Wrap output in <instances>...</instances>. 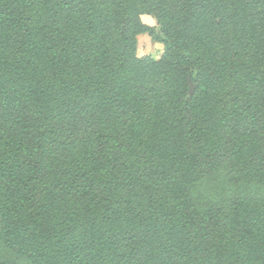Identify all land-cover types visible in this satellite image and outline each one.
Returning <instances> with one entry per match:
<instances>
[{
    "label": "trees",
    "instance_id": "trees-1",
    "mask_svg": "<svg viewBox=\"0 0 264 264\" xmlns=\"http://www.w3.org/2000/svg\"><path fill=\"white\" fill-rule=\"evenodd\" d=\"M138 2L43 0L47 46L93 38L84 68L23 66L33 1L0 0V264H264V204L205 196L264 190V0ZM143 15L159 60L137 57Z\"/></svg>",
    "mask_w": 264,
    "mask_h": 264
},
{
    "label": "rangeland",
    "instance_id": "rangeland-1",
    "mask_svg": "<svg viewBox=\"0 0 264 264\" xmlns=\"http://www.w3.org/2000/svg\"><path fill=\"white\" fill-rule=\"evenodd\" d=\"M33 1V7H32V16L31 20L33 22V32L31 37V45L28 49L27 54L23 56L21 59L23 66H27L30 63L39 64L42 66L44 64V61L47 60L49 62L53 61L54 59H59L63 51L64 53L68 54L69 56V62H72L73 65L76 66H83L84 68H90L91 63L94 60V51H93V38L85 37L81 39L79 42L76 41H63L58 40L56 46H47L46 42L43 39V20H42V13H41V7L43 0H32ZM110 0H108L109 2ZM123 2L128 3L132 10H137V14H141L144 10L142 5L138 2V0H122ZM73 8H70L68 6L62 7L61 5H57L54 14H52L53 19L57 20V27L59 29V34L66 38L67 34H69L70 31H76L78 29L75 19V12L73 11ZM134 12V11H133ZM89 14V13H88ZM86 14V15H88ZM85 15V16H86ZM70 18L71 22L69 23L67 19ZM82 19V18H81ZM142 20V19H141ZM88 18L85 17L83 19V22L79 20V28H83V31L88 34L89 32V25H88ZM143 22V21H142ZM145 24V23H144ZM154 27V33L155 36L152 37L148 33L141 34L137 37L138 45H137V57L141 59L145 58H153L154 60H159L162 54L164 53L165 46L161 42V39H163V36L160 33V27L157 23H155ZM79 30V29H78ZM80 31V30H79ZM82 34V32L80 31ZM71 34V33H70ZM75 38V35H72ZM88 64V65H87ZM259 124V123H258ZM264 123L257 125L254 128L263 129ZM260 137L262 136L264 138V129L259 133ZM230 134H226L227 140L229 138ZM229 180V179H228ZM228 180H226L225 183L221 181V183L218 185L217 188H214L213 191H211L209 194L206 191L205 196H208L209 199L213 201V203H217L220 205L219 210L226 214L229 213L231 210V204H233V200L238 198L239 196H242V194H246L247 196L250 192V196L248 197L249 204H255V208H262V204H264V190L260 191V189L257 187L256 184H252V187L249 188V190H243L241 187V184L238 185L237 180H233L232 183H230ZM231 180V179H230ZM242 192V193H241ZM241 194V195H240ZM257 208V209H258ZM260 209H258L260 211ZM258 212V218L259 217ZM224 228V226H223ZM222 231H218L217 239L221 237ZM226 244L228 247L232 246V242L229 241L226 238ZM264 245V243H263ZM194 264H210L205 260H199L195 262Z\"/></svg>",
    "mask_w": 264,
    "mask_h": 264
},
{
    "label": "crops",
    "instance_id": "crops-1",
    "mask_svg": "<svg viewBox=\"0 0 264 264\" xmlns=\"http://www.w3.org/2000/svg\"><path fill=\"white\" fill-rule=\"evenodd\" d=\"M141 19L143 23L151 27H153L155 23H157L156 20L152 16H149V15H143L141 16Z\"/></svg>",
    "mask_w": 264,
    "mask_h": 264
},
{
    "label": "water",
    "instance_id": "water-1",
    "mask_svg": "<svg viewBox=\"0 0 264 264\" xmlns=\"http://www.w3.org/2000/svg\"><path fill=\"white\" fill-rule=\"evenodd\" d=\"M191 89H193V83H191Z\"/></svg>",
    "mask_w": 264,
    "mask_h": 264
}]
</instances>
